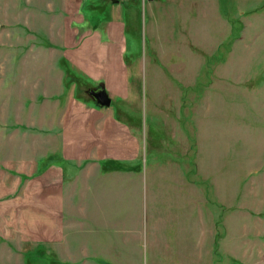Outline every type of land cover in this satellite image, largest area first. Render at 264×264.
<instances>
[{"label": "rangeland", "instance_id": "1", "mask_svg": "<svg viewBox=\"0 0 264 264\" xmlns=\"http://www.w3.org/2000/svg\"><path fill=\"white\" fill-rule=\"evenodd\" d=\"M142 2L136 16H124L125 60L138 81L125 119L147 143L148 161L158 149L162 163L167 148L186 160L194 189L185 222L182 208L172 207L180 224L148 219L136 247L115 234L109 246L121 249L108 258L0 241V264H264V0ZM27 5L0 0V132L13 135L19 151H30L32 140L43 151L50 136L36 108L44 94L30 90L29 71L36 58L55 55Z\"/></svg>", "mask_w": 264, "mask_h": 264}, {"label": "crops", "instance_id": "2", "mask_svg": "<svg viewBox=\"0 0 264 264\" xmlns=\"http://www.w3.org/2000/svg\"><path fill=\"white\" fill-rule=\"evenodd\" d=\"M143 1L155 3L152 8L160 0ZM26 2L30 19L41 20L48 53L55 55L36 58L29 71L30 90L44 94L36 113L46 125L39 129L50 138L43 151L35 140L28 142L30 151H19L18 140L0 132V241L52 247L65 258H108L116 252L109 246L115 234L136 247L148 219L155 220L150 225L180 224L172 207L182 208L184 223L189 188L194 189L181 165L186 160L167 148L162 163L158 149L148 161L147 143L125 119L137 97L138 81L137 71L132 73L125 60L124 16H136L139 0ZM98 83L114 105L97 107L87 96L85 91ZM34 110L31 103L26 114L31 123Z\"/></svg>", "mask_w": 264, "mask_h": 264}, {"label": "water", "instance_id": "3", "mask_svg": "<svg viewBox=\"0 0 264 264\" xmlns=\"http://www.w3.org/2000/svg\"><path fill=\"white\" fill-rule=\"evenodd\" d=\"M85 93L90 97L95 106L107 107L109 105L110 99L101 83H98L94 87L87 89Z\"/></svg>", "mask_w": 264, "mask_h": 264}]
</instances>
